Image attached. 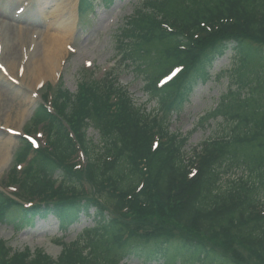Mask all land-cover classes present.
<instances>
[{
    "label": "trees",
    "instance_id": "trees-1",
    "mask_svg": "<svg viewBox=\"0 0 264 264\" xmlns=\"http://www.w3.org/2000/svg\"><path fill=\"white\" fill-rule=\"evenodd\" d=\"M98 1L113 0H80V15ZM117 37L118 61L143 76L156 107L144 111L117 83L118 64L74 94L43 88L51 111L39 105L27 132L45 145L20 140L0 226L54 219L66 230L88 217L94 227L56 258L0 242V264H264V0H145ZM227 53L229 90L209 118L229 130L185 162L188 137L170 132L172 116Z\"/></svg>",
    "mask_w": 264,
    "mask_h": 264
},
{
    "label": "rangeland",
    "instance_id": "rangeland-1",
    "mask_svg": "<svg viewBox=\"0 0 264 264\" xmlns=\"http://www.w3.org/2000/svg\"><path fill=\"white\" fill-rule=\"evenodd\" d=\"M63 1L0 0V158L4 156L5 160L0 166V191L4 193L10 191L5 184L7 176L21 150L19 139L23 130H28L40 103L42 87L61 82L64 89L74 94L82 81L97 79L99 73L111 66L118 53L125 49L117 35L126 26L128 18L145 2L115 0L111 6L99 7L81 16L78 15L79 0H67L69 7L60 13ZM20 8L25 9L21 15L17 14ZM68 18H71V28L65 33L58 32L59 26ZM46 35L63 37L67 46L64 44V55L57 62L54 72L39 75L31 64L40 52L36 46ZM28 60L31 62L29 65ZM231 64L232 54L227 53L214 64L207 82L195 89L181 114L172 116L170 132L188 137L183 149L185 162L200 151L205 141L226 135L229 130L221 119L209 116L221 97L228 93L230 79L228 75H220L228 72ZM12 68L14 70L10 72ZM117 69V83L127 89L133 101L144 111L151 112L156 103L145 94L143 76L128 63L120 62ZM36 78L40 79V83L34 82ZM87 136L95 145L98 144V134L94 129L89 128ZM39 144L43 145V141ZM239 176L240 172H233L230 177L236 179ZM57 225L55 220L41 222L33 231L23 230L14 235L12 227L0 226V242L14 252L26 248L32 253L42 250L56 258L62 248L55 243V239L61 237L65 244H69L85 229L93 228L94 221L81 217L77 225L64 232H58ZM127 264L141 263L130 260Z\"/></svg>",
    "mask_w": 264,
    "mask_h": 264
},
{
    "label": "bare ground",
    "instance_id": "bare-ground-1",
    "mask_svg": "<svg viewBox=\"0 0 264 264\" xmlns=\"http://www.w3.org/2000/svg\"><path fill=\"white\" fill-rule=\"evenodd\" d=\"M66 1L67 0L62 2L60 13L61 10L65 12L66 9L69 7ZM70 19L69 18L66 19L65 20L66 23H62L59 26L58 32L65 33L71 28L72 22ZM64 44L65 43L63 37L58 38V37H51L49 35L44 36L42 41H40L39 44L36 46V49H38L40 52L39 55L37 56V59L33 61V63L31 64L32 69L34 68L39 75L52 74L54 70L57 68V62L64 55L65 47L67 46V44H65L64 47ZM27 63H28L27 65H29V63L31 62L28 60ZM13 70L14 68H12L10 72ZM35 81L36 82L38 81V83H40V79L36 78L34 79V82ZM4 162H5L4 156H2L0 158V166H2Z\"/></svg>",
    "mask_w": 264,
    "mask_h": 264
}]
</instances>
